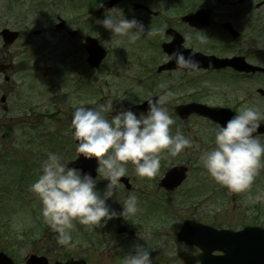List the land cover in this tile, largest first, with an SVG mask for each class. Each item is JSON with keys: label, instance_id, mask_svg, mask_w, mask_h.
<instances>
[{"label": "rangeland", "instance_id": "obj_1", "mask_svg": "<svg viewBox=\"0 0 264 264\" xmlns=\"http://www.w3.org/2000/svg\"><path fill=\"white\" fill-rule=\"evenodd\" d=\"M104 1L0 0V25L2 24L0 30L11 26L9 28L22 32V39L16 42L15 47L6 50L0 43L3 63L12 60L16 65L13 79L17 84V90L16 87L13 88L9 104L14 107L18 104V109L13 114L14 118L11 121L8 119L11 123L9 125L11 134L7 141L0 142V154L2 153L0 155L2 156L0 158V221L2 223L0 252H6L16 264H25L24 259L31 252L32 244L39 242L41 236L37 237V233L40 230L37 229L32 236L31 234L42 224V216L46 213L48 216L45 219L48 220V224L42 228L52 235L50 238L47 237L48 246H43L45 249L50 248L49 255L45 253L47 259L55 261L68 256L92 255L90 252L93 250L87 251L88 244L80 240L79 233L78 235L76 233L80 231V228L77 229L78 220L81 221L79 215H82L79 211L82 210L83 214L89 216V211L90 214L93 212L92 206L98 211V208H102V205L107 204L110 199L98 188L94 189V192L84 189L76 192L81 184L79 175H75L70 182L65 178L57 177L59 173L66 172L65 165L76 156L73 134L77 131H90L93 133L92 136L96 137L102 152L100 161L104 172L115 169L119 164V160H116L119 143L125 141L130 145L131 135L138 136L137 133L140 134L142 141L137 144L131 143L137 150L147 135L157 145L174 143L173 149L180 156L189 146L191 149H188V157L180 160H191L192 174L179 189V216L178 220L173 217L172 224L177 222L180 225L182 220L188 217L205 224L216 225L218 228L233 230L251 223L264 227V137L249 143L252 163L242 165L223 146L224 142L219 138L218 128L205 125L206 123L191 122L190 128L183 129L178 128L177 124L170 125L162 119L160 125L157 121L154 122L157 125L153 133H147L137 122L118 125L112 118L114 99L119 101L117 107L130 106L138 96L148 99L149 93L155 88L152 94H165L168 103L172 105L185 101L190 89H203L204 92H208L207 99L211 103L230 107L238 112L242 119L264 121V99L262 100L257 94V89L260 87L264 89V78L251 79L248 76L228 74L225 77L211 75L200 79L190 74L172 72L162 78L153 79L150 71L152 75L156 74L157 63L166 58L162 52V44L157 42L166 38L163 36L157 39L154 32L144 28L145 26L141 25L143 19L136 17L137 13H131L129 5L124 4L102 17L97 16L96 9ZM147 1L149 0H142L144 3ZM151 2L154 10L171 8L182 10L183 6H188L187 4L190 5L188 9H197L196 5L201 7L216 4L215 0H151ZM178 12L180 15L181 11L177 9L171 12L173 15L164 13L161 26L155 31L156 36H159L158 32L165 34L167 21L177 22ZM33 14L35 15L32 16ZM215 16L216 23L229 19L224 7L215 11ZM59 19L67 20L68 26L79 31V36L72 38L69 34L57 32L55 27ZM217 26L218 24H215V28L205 33L207 36L202 37L201 43L196 42V38L200 35H195L193 38V34L187 32L190 38L189 45L219 55H224L225 52L235 54L238 49L236 46L233 48L231 39L225 36L223 39L220 36ZM36 31L40 32L37 36L34 35ZM144 34L148 37L145 38ZM87 35L96 37L100 45L109 51L108 58L102 64L103 67L94 78L86 66L87 55L82 48ZM250 35L248 41L244 39L240 43L245 46L243 49L251 52L259 65H264V55H259V53L264 54V34L256 35L255 32H251L247 36ZM77 48L79 50L76 51ZM65 54L67 56H64ZM73 63L78 66L76 70ZM23 64L25 68L20 69L19 65L23 66ZM50 72L52 73L50 79L56 73L65 79L73 75L83 84V87L80 86L83 89L70 95L68 93V96H62L67 98H62L60 92L65 91H60L62 87L58 85L49 98L44 96L39 91L44 90V83L49 79L46 74ZM1 82L5 83L3 79ZM11 82L14 86L13 80ZM121 88H123L121 92L123 96L119 97L115 94ZM90 89L91 92H85ZM124 90L126 92L123 93ZM4 92L0 90V95H4L2 94ZM61 99L64 104H61ZM77 109H79L78 115L74 114ZM71 118L75 119V125L71 126ZM59 120L67 122L61 123ZM92 121L95 122L93 128L90 123ZM62 126L64 127L59 130L58 127ZM163 133L166 138H171L172 135L170 139L172 141L163 138L164 135L161 137L163 140L160 139ZM42 138L48 144L57 142V146L61 144L63 146L59 151L40 147L39 145L45 142ZM34 139L43 142H35L32 152L29 149V141L33 142ZM153 143L150 145L154 146ZM205 150L210 153H205ZM4 157L6 158L2 160ZM158 158L155 156L152 159ZM152 159L149 160L147 169L156 168L157 162ZM31 162L35 167L30 166ZM52 166L55 169L50 174L48 170ZM41 173L45 177L50 176L48 179L50 182H47ZM68 174L66 173L69 179L72 175ZM196 190L200 192L197 193ZM65 197L68 202V205H64L66 208L52 212L56 202L63 201ZM186 207L192 208L193 211L183 215L180 209ZM110 208L112 209V205L109 207V212ZM57 215H59L57 220L51 223ZM81 224L86 226L83 221ZM101 224L106 232L113 228V221L108 215L103 217ZM7 230L10 233L3 232ZM98 240L101 246L104 240L99 238ZM159 242L160 245L162 242ZM180 249L179 255L187 253V250ZM170 256L175 257V252L172 251ZM160 257L163 264L170 261L164 247ZM178 260L180 264L181 259ZM158 261L159 258L156 260L157 264Z\"/></svg>", "mask_w": 264, "mask_h": 264}, {"label": "flooded vegetation", "instance_id": "obj_2", "mask_svg": "<svg viewBox=\"0 0 264 264\" xmlns=\"http://www.w3.org/2000/svg\"><path fill=\"white\" fill-rule=\"evenodd\" d=\"M224 0L221 5L224 7H233V13L231 14L232 20H235V29L240 33V37L238 39H232L230 33L225 30L223 22L219 26L216 27L220 36L224 39V36L229 40L232 39L233 48H236L235 54H230L225 52L224 55H219L210 50H204L201 53L206 55H216L219 58H231L234 56H245V58L252 64H256V59L252 57L251 52L243 49L245 46L241 43V40L251 37L247 36L251 34V32H255L256 35L264 33V0H233L231 4H227ZM151 0L147 1V8H142L137 13L141 17L142 22L149 25L151 30H156L157 27L161 26L164 13L165 12H174L176 9H169L166 11L154 10L152 8ZM154 5V4H153ZM203 7V6H202ZM201 7V8H202ZM177 11H186V8L183 7L182 10L177 9ZM192 11H188L190 13ZM185 13V14H187ZM182 17V16H181ZM180 20L177 22L167 21V27L165 28V32L167 29L171 28L177 31L180 35H182L187 40V31L191 30V32H197L200 36L196 38L197 43H201L203 41L202 37L205 38L210 29L215 28V21L217 17L213 14L212 25L208 29H204L201 31H197L195 29H191L187 24L183 23ZM171 23H174L172 25ZM176 33V32H172ZM168 40L166 43H170L172 41V37L170 35L167 36ZM187 42V41H186ZM0 43H2V39L0 38ZM198 45V44H197ZM188 48H191L188 46ZM228 50H230L228 48ZM198 51V50H197ZM245 51V52H243ZM260 56L264 54L259 53ZM259 55H256L258 57ZM168 59H164L163 63L166 64ZM194 65L190 66L187 72L182 70H176L179 72L187 73V74H200L203 76H219L225 74L227 71L231 70H198L194 71ZM1 71H4L6 74H2ZM15 68L11 63L3 64L2 57L0 56V76L5 78V85L0 83V90H6V92H11L13 86L9 87L8 83L11 82L12 78L9 77L8 74L14 73ZM170 72H163L161 75L169 74ZM12 73V74H13ZM95 75V73H94ZM260 76V75H259ZM258 77V76H257ZM11 95H7L5 102L0 100L2 106H0V114L9 113L12 111L11 108L7 107V103H9V99ZM5 103V105H3ZM187 103H202L208 104V102H202L198 100H191ZM138 105V102L137 104ZM5 112H4V111ZM150 170L148 169H123L120 173V176H123L128 179L129 184H117V185H101L99 188L103 189V193H113L115 194L112 201V208L117 212L116 216L111 219L113 221V228L110 229V232H98V228H94L91 236L98 237L101 240L109 239L112 241V245L106 249H104L103 259L101 264H131L136 263L137 260L143 257L147 250H149L153 245V241H156V230L163 231L165 229V234L167 236H176L177 235V227L176 232L170 234L169 229L166 227L167 223L172 225L174 218L178 220L179 211H178V190H172L167 185H160V178H154L152 175L148 173ZM115 174V173H113ZM103 177V176H102ZM108 178L106 176L104 179ZM162 209H166L165 212H162ZM108 208H103L102 210L95 209L94 214L96 216L104 215L108 213ZM193 211V210H192ZM191 212V211H190ZM121 214V215H120ZM177 223V222H176ZM151 231L148 235L146 231ZM89 235V234H87ZM144 241H141L139 244L138 238H142ZM177 241V237L175 238ZM137 241V242H136ZM144 246L143 251L141 252L137 248ZM129 247V248H128ZM187 249H191V252L188 256H195L199 254V250L194 247H187ZM36 251V250H35ZM39 256L45 255V251H37ZM35 254V253H34ZM46 256V255H45ZM98 255L96 253L87 256L86 261L87 264H96V259ZM176 256H178V251L176 252ZM78 259V258H76ZM100 260H102L100 258ZM53 261V260H51ZM52 264V263H50Z\"/></svg>", "mask_w": 264, "mask_h": 264}, {"label": "water", "instance_id": "obj_3", "mask_svg": "<svg viewBox=\"0 0 264 264\" xmlns=\"http://www.w3.org/2000/svg\"><path fill=\"white\" fill-rule=\"evenodd\" d=\"M206 13H199L195 16H190V18H201L202 21L206 20V17H203ZM172 48L168 49V53L172 56V59L175 64H184L186 63L185 60H188L190 57L193 58L192 52H187L183 48H181V42L175 41L171 45ZM94 48V47H93ZM172 49V50H170ZM95 52H98L94 49ZM102 58L100 55L99 59ZM201 62L206 65L207 67H216V68H223L227 66H232L234 69L238 71H245V72H255L258 69L254 68L250 65H247L244 59H234L232 61L220 60L217 61L219 64L216 65L213 60H201ZM210 62L214 63L211 66ZM189 110L186 113L190 115L191 113L197 111H191V107H188ZM181 112V110H179ZM204 115L209 116L210 118L214 119L215 121H219L222 124V132L226 137L227 141L230 143L233 151L235 152L236 156L239 157L242 161L248 162V152L246 149L247 141L257 135L264 133V126H259L250 123H244L238 119V116L231 111H225L223 114L217 110H210L204 112ZM221 115V116H220ZM75 167H79L84 170V175L89 183L93 177L96 176L97 171V163L95 160H91L90 157L86 159L78 161V163L74 164ZM206 230V229H205ZM202 239L196 241L195 243L199 245L202 249L206 247L207 254L202 259V264H242V260L244 259V263L248 260V264H264V231L255 228H247L243 232L232 234L229 232H218L213 229L210 232L206 233V238L204 232L201 231ZM200 236V237H201ZM227 241L230 245L235 243L236 247L233 253H228V258H220V257H213L211 254L214 251L222 250L221 244L223 241ZM247 244V248H242L244 244ZM250 243H253L250 246ZM2 255H0L1 259ZM1 262V260H0Z\"/></svg>", "mask_w": 264, "mask_h": 264}]
</instances>
